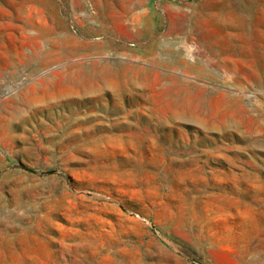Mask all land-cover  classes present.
Wrapping results in <instances>:
<instances>
[{
    "label": "rangeland",
    "instance_id": "374dc122",
    "mask_svg": "<svg viewBox=\"0 0 264 264\" xmlns=\"http://www.w3.org/2000/svg\"><path fill=\"white\" fill-rule=\"evenodd\" d=\"M232 2L0 0V264H264V0Z\"/></svg>",
    "mask_w": 264,
    "mask_h": 264
},
{
    "label": "bare ground",
    "instance_id": "6f19581e",
    "mask_svg": "<svg viewBox=\"0 0 264 264\" xmlns=\"http://www.w3.org/2000/svg\"><path fill=\"white\" fill-rule=\"evenodd\" d=\"M238 1H239V0H238ZM229 2L231 3V5H230V3L228 4V5H230V6H228V7H229V10H230L229 12L232 13V14H234V15H237V16H238V15H241V13L239 12V11H240V5H238V4H236V3H233L232 0H229ZM250 2H251V0H250ZM240 3H241V2H240ZM240 3H239V4H240ZM252 3H253V2H252ZM243 5H244V4H243ZM246 9H248V8L245 7L244 10H243L242 12H243V13H246V11H247ZM223 11H224V10H223ZM220 13H221V12H220ZM220 13H219V14H220ZM243 13H242V14H243ZM222 15H223V14H222ZM222 15H221V16H222ZM225 15H226V14H225ZM225 15H224V16H225ZM245 18H246V17H245ZM245 18H244V19H245ZM247 19H248V18H247ZM242 22H243V21H242ZM240 23H241V21H240ZM243 24H245V23H243ZM248 25H249V24H248ZM240 27H242V26H240ZM244 28H245V27H244ZM243 31H244V30H243ZM241 32H242V31H241ZM239 33H240V32H239ZM243 35H244V33H243ZM197 59H198V58H197ZM198 60H199V59H198ZM191 67H192V66H191ZM201 68H203V67L201 66ZM183 69H184V68H183ZM183 69H182V70H183ZM195 70H196V69H195ZM206 70H207V69H206ZM192 71H193V70H192ZM201 71H202V69H201ZM196 108H197V107H196Z\"/></svg>",
    "mask_w": 264,
    "mask_h": 264
}]
</instances>
